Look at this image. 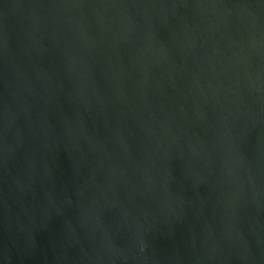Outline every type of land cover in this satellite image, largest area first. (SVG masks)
<instances>
[{
	"label": "water",
	"instance_id": "1",
	"mask_svg": "<svg viewBox=\"0 0 264 264\" xmlns=\"http://www.w3.org/2000/svg\"><path fill=\"white\" fill-rule=\"evenodd\" d=\"M0 264H264V0H0Z\"/></svg>",
	"mask_w": 264,
	"mask_h": 264
}]
</instances>
